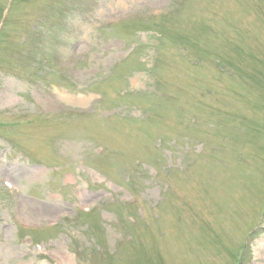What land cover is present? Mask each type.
I'll use <instances>...</instances> for the list:
<instances>
[{
    "label": "rangeland",
    "instance_id": "374dc122",
    "mask_svg": "<svg viewBox=\"0 0 264 264\" xmlns=\"http://www.w3.org/2000/svg\"><path fill=\"white\" fill-rule=\"evenodd\" d=\"M4 18L0 264H224L247 239L264 264V0H0Z\"/></svg>",
    "mask_w": 264,
    "mask_h": 264
}]
</instances>
